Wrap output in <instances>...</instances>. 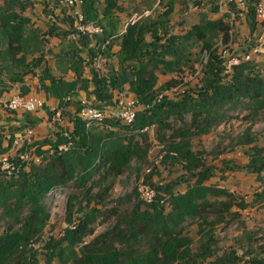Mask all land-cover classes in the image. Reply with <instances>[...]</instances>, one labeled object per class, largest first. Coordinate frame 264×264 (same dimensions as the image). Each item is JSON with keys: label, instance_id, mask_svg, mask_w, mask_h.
<instances>
[{"label": "trees", "instance_id": "trees-1", "mask_svg": "<svg viewBox=\"0 0 264 264\" xmlns=\"http://www.w3.org/2000/svg\"><path fill=\"white\" fill-rule=\"evenodd\" d=\"M77 1L81 23L100 26L102 34L92 37L78 35L76 38H83L91 42L92 46L83 51L71 44L68 52L62 54L69 64L68 69L75 76L72 82L51 77L45 67L41 71L39 90L47 97L58 100L62 113L68 106H74L72 115L68 113L71 130H58L41 141L22 145L16 157L10 160L18 167L17 173L4 177L0 172V264H39L36 260L37 252L30 245L39 238L46 225L48 214L43 204L45 196L52 189L69 183L87 194L90 179L99 172H102V178L123 175L128 171L131 160L143 159L147 152V146L139 148L134 143V137L140 138L145 146L144 129L155 126L156 130L163 131L169 128L168 121L172 118L182 124L172 129L168 140L164 141L163 135L159 138L165 144L160 163L179 165L185 174L194 178V183L182 194H172L170 187L161 193V188L150 182L154 172L150 171L143 176L144 183L155 190L154 203H135L130 215L131 223L122 237H127L137 246L147 243L145 249L132 253L115 249L98 252L83 246L76 253L73 248L87 235V226L93 216L92 212H86L73 229L64 231V236L49 239L42 246L43 264H196V257L199 256L190 254L189 240L179 235L180 225L186 219H203L200 215L203 211L212 215L217 222H222L233 203L231 195L224 189L204 185L212 177L213 167L205 165L202 153L191 150L190 139L206 134L212 126L219 124L225 117V107L230 110L244 103L251 110L252 116L264 109V75L257 71L256 65L252 61H241L230 66L226 72L224 61L217 52L218 43H233L235 35L231 30L229 16L238 11H234L233 4H228L227 13L209 18L218 14L219 7L218 0H208L210 7L199 14L198 21L184 33L174 35L170 34L167 25L178 0H140L144 11L152 13L155 6H161L162 11L153 17H141L115 37L117 20L113 14L120 10L115 0H103L104 5L99 14L94 0ZM256 1L245 0L251 28L255 23L251 4ZM28 2L2 0L0 5V73L4 72L9 82L18 84H22L23 76L32 73L43 62L41 47L46 42L45 37L62 40L75 33L73 28L63 31L51 23L45 37H41L37 29L30 28L29 18L23 15ZM146 35L149 41L145 40ZM114 38L119 45L118 68L99 79V85L104 91H121L126 86L127 92L134 96L140 109L130 125L107 119L105 123L117 128L116 131L98 129L100 133L94 134L77 117L80 103L72 99L76 96V90L85 92L87 88V81L81 75L83 64L89 65L98 59L110 58ZM81 53L86 54V62L79 56ZM34 54L39 56L27 62L26 57ZM203 55L205 62L199 85L194 91L182 93V97L175 101L163 95L157 99L155 85L158 75L179 72L182 67L191 65ZM15 70L20 73L17 74ZM224 78L227 80L223 81ZM169 84L174 85L175 81L160 88L165 90ZM20 90L22 95L26 93L23 86H20ZM45 113L50 121L52 113L46 110ZM184 115L189 116L188 124L183 121ZM239 139L240 145H251L248 131ZM12 142L10 136L9 144ZM58 146H64L65 150L58 153ZM43 147L47 149L43 150ZM249 151L246 167L258 174L264 167V155L255 147ZM26 154L39 157V163L21 161L19 157ZM160 193L168 197L169 209L166 213L158 204L163 199ZM208 197L222 199L209 202ZM254 199L264 201V189L255 194ZM126 200L122 198L118 204ZM140 205L148 208L141 215L138 213ZM237 206L244 209L246 204L239 203ZM72 209L69 199L65 208V221L71 224ZM119 217V223L126 222L125 213ZM137 222L142 226L141 233L136 230ZM118 225L111 228L109 233H115ZM203 237L206 240L200 241V255L205 260L211 256L212 234ZM225 259H217L208 264H223ZM251 264H264V259L251 260Z\"/></svg>", "mask_w": 264, "mask_h": 264}, {"label": "rangeland", "instance_id": "rangeland-1", "mask_svg": "<svg viewBox=\"0 0 264 264\" xmlns=\"http://www.w3.org/2000/svg\"><path fill=\"white\" fill-rule=\"evenodd\" d=\"M28 1L27 9L23 15L29 18L30 28L37 29L40 36L45 37L48 26L51 23L54 24L58 18L57 7L60 5L65 7L67 5L64 0ZM94 1L95 8L100 13L104 5L103 0ZM115 2L120 9L117 11L120 12L119 14L127 13L128 20L122 18V23L128 24L130 17L135 20L144 16V9L140 0H115ZM79 7L80 5L78 3L76 6H67L66 10L74 13ZM183 7H190V12L189 9L186 15L172 12L168 18L170 20L169 22L172 23V29L170 31L177 33L174 35H179V32L184 33L187 31L191 25L198 21L199 14L207 11L210 6L208 0H178L174 6L178 11L182 10ZM161 11V6H155L153 8L155 15ZM234 11L236 10L234 9ZM230 14H233V21L230 24L235 39L231 44H217V52L220 54L222 61H224L225 67L233 59L238 61V63L241 61L245 62L242 58L248 55L247 61H252L256 65L257 71L261 75H264V16L261 19L254 18L255 23L251 28L245 22L243 24L241 23L240 18L242 16L237 17L234 12ZM219 16H222V13L218 12L215 16H209V18H217ZM72 17H74L73 21H75V16L72 15ZM71 35L67 39L69 45L73 44V40L76 38H72ZM48 40L50 41L47 42ZM145 40L149 41L147 35L145 36ZM44 41L47 43L44 42L42 46H46L49 49L48 51L51 52V50L56 48V39H47L45 37ZM248 46H250V49H247ZM42 51V55H44V49ZM192 51L194 52L195 50ZM35 56L37 57L38 55ZM29 59L30 56H27L26 61L28 62ZM51 59L50 55H46L45 61L48 62ZM99 61L100 59L95 61V63ZM204 62V55L199 56L197 60L189 65L190 67L185 66L179 72L158 75L155 85L156 94L158 96H166L168 99L175 101L182 97V93L194 91L199 85ZM95 69L99 72L100 79L105 77L109 71H113L110 61L109 63L106 61L98 63ZM226 80V78L223 79V81ZM171 81H175V84L167 85V89L165 90L160 88ZM115 92L122 94L124 98L135 99L133 95L127 92L126 86L121 91L115 90ZM83 99L87 103L91 101L87 97ZM80 101L75 99V102L80 103ZM85 101L84 104L89 105ZM54 109L56 110V108ZM224 109L226 111L225 117L219 124L212 126L206 134L198 135L190 139L191 150L202 153V159L205 165L213 167L212 177L204 185L224 189L231 195V201L233 203L229 214L223 217L222 222H217V220L213 219L212 215H208L203 211L200 213L203 219H186L180 225L181 230L179 235L189 240L190 254H197L199 256L196 257V264L213 263L217 259L223 258H226V262L224 261L223 264H251V260L264 259V254L262 253L264 249V201L254 199L255 194L260 193L264 189V167L258 174L253 173L246 167L249 163V149L251 147L259 149L262 155H264V109L259 111L256 116L251 115V110L244 103L230 110H226V107ZM0 110L4 113L8 112L3 108L1 102ZM47 111L52 113L51 110ZM73 112L74 106H68L65 112H63L65 115L60 110L59 119L52 118L50 120L49 123L52 127H50L49 132L44 128H37L28 139L20 140L23 135L14 136V143L11 147H8L9 149L7 148V151L3 152L4 154L0 152V156L3 155V157H6L10 161L16 157L17 151L22 145H29L33 142L41 141L58 130L68 129L70 131L71 125L68 122V117ZM189 120L188 115L183 116V121L186 124H188ZM168 124L169 128L163 131L156 130L155 126L147 128L144 132L146 135L145 146L140 138L137 136L134 137V143L141 149L147 146V152L143 159L131 160L128 171L123 175L116 178H102V172H99L94 174L90 179L89 185H87L89 188L87 194L72 187L71 183H69L67 186L52 189L45 196L43 204L48 214L46 225L39 238L30 245L37 252L36 260L39 264H43L44 251L42 246L49 239H58L64 236V231L73 229L75 224L82 219V214L86 212H92L93 216L87 226V235L80 243L75 244L73 248L76 253L83 246H87L89 249L98 252H100L99 250L115 249L124 251L125 253H132L145 249L147 243L137 246L127 237H122L128 229V225L131 223L130 215H132L135 203L142 202L146 205L154 203L153 200L151 203H145L142 198H139L137 192L139 185L151 188L144 183L143 176L150 171L154 172L150 182L152 185L161 188V193L163 189L170 187L172 194H182L194 183V178L185 174L179 165H162L160 163L161 157L165 152V144L164 142L161 143L159 138L163 135L164 141L168 140L167 138L171 135L172 129L175 130L182 123L172 118L168 121ZM107 127L104 129L111 132H115L117 129L109 125ZM91 131L94 134L100 133V130L94 128H91ZM246 131H248L252 142L251 145L242 146L239 144V138ZM42 149L45 150L47 148L43 147ZM30 152L32 153L33 150L31 149ZM22 157L24 161L32 160L34 164H38L40 161L39 157L37 158L33 154L30 156L28 154L22 155ZM151 189L155 195V190L153 188ZM162 197L163 199L160 200L162 203L160 204L158 201V204L162 206L166 213L169 209L168 197L163 195ZM122 198L127 200L123 204H118V201ZM69 199L73 205L71 212L72 224L65 221V208ZM207 199L209 202H212L214 200L220 201L222 198L208 197ZM239 203H245L246 207L239 209L237 206ZM78 210L80 212H77ZM147 210L148 208L145 205H140L138 213L141 215L140 213ZM207 212L209 213V211ZM124 213L126 222L119 223V216L121 214L123 216ZM117 223L119 224L118 230L110 234L111 228L115 227ZM1 226L2 222L0 220V230L2 229ZM135 227L137 232L141 233L142 226L138 222L135 224ZM209 233L212 234L211 241L213 245L210 247L211 256L204 257L206 259L203 260L200 255L202 251L200 250V241L202 239L206 240L203 236H209ZM231 255L232 258H230Z\"/></svg>", "mask_w": 264, "mask_h": 264}, {"label": "crops", "instance_id": "crops-1", "mask_svg": "<svg viewBox=\"0 0 264 264\" xmlns=\"http://www.w3.org/2000/svg\"><path fill=\"white\" fill-rule=\"evenodd\" d=\"M76 6V5H75ZM66 7H63V5L57 7V19L54 25L59 29L63 31H70L73 26L75 25L74 16L75 13H79V8L78 10L74 13L69 12L66 10ZM153 8V7H152ZM178 8V7H177ZM177 8H173L172 12H178L182 15H186L188 13V9L190 12V7H183L182 10L178 11ZM220 13L224 14L227 13V6H224L222 8H219L218 10ZM120 12H114L113 17L117 20L116 24V29H115V37L121 35L126 26L129 24H132L133 22L139 20L140 18H137L135 20L129 18V23H122L123 19L128 20L127 13L125 14H119ZM242 13V18H240L241 23L245 22V24L249 25L248 21L249 18L247 16V8H245ZM99 14V13H98ZM172 14V13H171ZM155 14L150 11H144V16L143 17H153ZM26 17V16H25ZM28 18V17H27ZM131 19V20H130ZM170 21V20H169ZM121 24L122 27H121ZM121 27V28H120ZM168 30L171 34H177V33H172L170 30L172 29V23L168 22ZM34 29V28H33ZM179 34H182L179 32ZM48 39V38H47ZM50 39H56L57 44L55 45L56 48L48 51L49 49L45 47H41V52L43 54L42 49H44V55H42L43 62L38 68H35L32 70V73H28L27 75L23 76L22 78V84L18 83H13L8 81V77L4 72L0 73V90L2 92L0 93V102L3 100L9 99L13 95H20V96H34L37 97L38 99H41L43 102V107L41 109H38L34 112H2L0 110V151L7 150L8 147H11L12 144H9V137L13 136V141H14V136L17 137L18 135H24L27 131H31V135L33 131H36L37 128L39 129H45L47 132L50 131V121L47 120L45 110H51V109H60L58 107V100L47 97L41 90H39V85H38V79L41 77V71L45 67L49 71V75L55 79H61L65 82H72L75 79L74 74L68 69L69 64L67 61L62 57L63 53L68 52V49L70 47L66 37L65 39H58V38H50ZM48 40L47 42H49ZM73 44L75 47L78 49H81L85 51L86 49L90 48L92 46L91 42H87L83 38H75L73 40ZM46 42V43H47ZM119 51V45H118V40L116 38L113 39V46H111L110 53L111 57L110 60L109 58L107 59H100V62H108L110 61L113 71L117 70L118 68V60H117V54ZM34 54L30 56V59L32 57H36ZM46 55H50L52 58L50 61H45L46 60ZM29 56V55H28ZM39 56V55H38ZM79 56L86 62L87 61V56L85 53L79 54ZM29 59V61H30ZM98 63H93V64H83L82 67V79L87 81L86 85V91L82 90H76L75 91V97L72 99L75 101L81 100L85 101L83 98H88L90 103L86 102L90 106H93L97 109L103 110V111H109L112 110L114 107V100H115V90L114 91H104L100 85H99V72L97 69H95L98 65ZM20 73V71H14ZM47 84V82H45ZM20 86H23L26 89L25 94H21ZM78 86V84H77ZM76 86V89L78 88ZM130 95V94H129ZM52 119V118H51ZM55 125V124H54ZM69 125V124H68ZM56 126V125H55ZM20 137V136H19ZM29 137V138H30ZM9 149V148H8ZM4 154V153H1Z\"/></svg>", "mask_w": 264, "mask_h": 264}, {"label": "built area", "instance_id": "built-area-1", "mask_svg": "<svg viewBox=\"0 0 264 264\" xmlns=\"http://www.w3.org/2000/svg\"><path fill=\"white\" fill-rule=\"evenodd\" d=\"M64 2L67 6L70 7L78 4L77 0H64ZM217 4L219 8L227 6L228 4H233L234 9L238 11V13L236 14L237 17H241V12L246 8L245 0H218ZM251 7L254 11L255 18L261 19L264 16V0H257L256 2H253L251 4ZM74 16L75 25L73 26V29L75 30V33L71 35L72 38L77 37L78 35H86L88 37H92L94 35L100 36L102 34V29L99 26L92 23L82 24L81 16L78 13H75ZM232 19L233 14H230L229 21L232 22ZM254 52L256 51L254 50ZM242 60L247 61L248 55H245ZM237 63L238 61H236L235 59H233L232 61L230 60L229 65L226 67V72L229 71L230 65H236ZM160 97L161 96H158L157 99H159ZM1 104H3V108L10 112H34L43 107L42 100L34 96L13 95L9 99L1 102ZM139 109L140 107L136 105L135 99L124 98L122 94L117 92L115 94L114 107L112 110L103 111L93 106L85 105L84 101H80V109L77 113V117L84 123L87 129L108 128V124L105 123L107 119L111 121H117L122 125L128 126L133 122L135 113ZM51 111L52 118L56 120L59 119L60 109H51ZM145 130L146 129H144V131ZM30 134L31 132L27 131L20 138V140L28 139L30 136L27 135ZM62 150H65L64 146L57 147L58 153ZM22 158V156L19 157L21 161H24ZM17 170L18 167L15 166L11 161H9L6 157H3V155L0 156V172L4 177H8L17 173ZM137 192L139 194V198H142L145 203H151L152 200H154V191L147 186L139 185V187L137 188ZM159 203L161 204L162 201H159Z\"/></svg>", "mask_w": 264, "mask_h": 264}]
</instances>
